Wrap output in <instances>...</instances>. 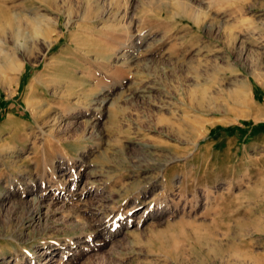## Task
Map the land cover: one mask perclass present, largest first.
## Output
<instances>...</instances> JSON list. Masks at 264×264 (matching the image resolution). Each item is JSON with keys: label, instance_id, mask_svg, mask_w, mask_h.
Instances as JSON below:
<instances>
[{"label": "rangeland", "instance_id": "374dc122", "mask_svg": "<svg viewBox=\"0 0 264 264\" xmlns=\"http://www.w3.org/2000/svg\"><path fill=\"white\" fill-rule=\"evenodd\" d=\"M0 7V264H264V0Z\"/></svg>", "mask_w": 264, "mask_h": 264}, {"label": "bare ground", "instance_id": "6f19581e", "mask_svg": "<svg viewBox=\"0 0 264 264\" xmlns=\"http://www.w3.org/2000/svg\"><path fill=\"white\" fill-rule=\"evenodd\" d=\"M43 15V14H42ZM26 14H22L20 11L6 12L0 7V66L5 70H15L19 73L23 72L25 62L21 64L18 62V51H22L28 61L37 58V55H43V51H47L50 47L59 40V37L53 38V27L57 24V20L49 18L46 15L41 16H29V24L24 23L23 17ZM2 18L4 21H2ZM193 18V17H192ZM27 22V21H25ZM9 29L11 32L10 37L13 48L2 50L4 45L3 34L4 30ZM4 41V42H3ZM5 49V48H4ZM32 60V61H33ZM2 82H7L6 77L1 78ZM44 112V111H43ZM9 119V118H8ZM11 119L6 120V127L11 124ZM17 172L21 175L29 174L30 168L27 164L16 165ZM1 190V188H0Z\"/></svg>", "mask_w": 264, "mask_h": 264}]
</instances>
